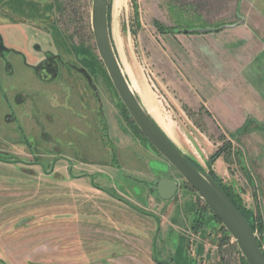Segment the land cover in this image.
Here are the masks:
<instances>
[{"label": "rangeland", "instance_id": "obj_1", "mask_svg": "<svg viewBox=\"0 0 264 264\" xmlns=\"http://www.w3.org/2000/svg\"><path fill=\"white\" fill-rule=\"evenodd\" d=\"M26 1L38 13L31 17L35 23L52 22L63 36L65 47L75 53L63 58L75 67L61 66L49 86L17 57L14 75L0 74V264H199L190 256L188 239L158 232L149 217L167 204L151 186L169 178L181 190L184 182L139 137L116 94L95 47L92 0ZM236 1L119 0L116 7L109 0L108 20L121 67L150 95L179 150L236 198L264 254V120L219 118L222 60L210 52L211 43L196 37L212 32L202 29L233 23ZM12 18L25 23L20 14ZM11 38L6 31L5 41ZM200 50L211 54L188 58L190 51ZM180 73L193 76V87L172 84ZM18 89L23 90L13 97ZM65 97L76 103L80 118L62 116ZM31 105L38 118H29ZM90 179L131 202L118 203L92 188ZM177 195L198 196L190 189ZM208 218L209 227L217 229ZM125 223L143 228L138 249ZM119 237L131 244L120 250ZM222 244L223 264H246L226 231Z\"/></svg>", "mask_w": 264, "mask_h": 264}, {"label": "flooded vegetation", "instance_id": "obj_2", "mask_svg": "<svg viewBox=\"0 0 264 264\" xmlns=\"http://www.w3.org/2000/svg\"><path fill=\"white\" fill-rule=\"evenodd\" d=\"M3 6L8 8L12 16L14 15L16 17L17 14H20L22 18L25 19V23H18L17 18H12L11 15H9L8 17L5 16L3 12L5 10V7ZM33 14L38 15L36 10L33 8V5L28 3V1L26 0H0V74L6 73L10 77H12L14 75V63L16 62L17 57L22 61L25 69L30 70L35 79L41 85L49 86L52 85L53 82L56 81L60 76L61 66L65 67V69L67 68L68 71L71 70V67L75 66L74 64L64 62L62 56L65 46L64 38L62 35L60 36V33L55 29L53 23L51 22L43 26L38 25L37 22H34L36 19L31 18ZM6 31H8L9 35L11 34L13 38V40L11 38V42L9 43L4 39V33ZM71 53L75 54L72 51ZM20 90L22 91L23 89H18L13 97H16V95L20 93ZM3 94L5 93L3 92ZM67 104L68 102L66 103L65 100V103H62V105L65 106H61L59 108L60 111H62V116L67 118V116L73 114L74 118H80L81 115L80 112L77 111L76 104H72V106ZM33 106L34 105L29 106L30 112L32 113L29 118H38L39 111L35 106ZM10 118H16L15 113L11 115ZM134 126L137 129L138 134L140 135L139 137L145 140L135 124ZM110 131V133H112L111 135H113V130L111 129ZM30 134L32 133L30 132ZM113 137L119 138L118 135H113ZM30 164L40 167L42 165V163L39 162ZM42 169L46 168H44L43 166ZM175 172L178 174L176 170ZM90 180L92 188L103 192L105 195L113 200H116L118 203L129 205L128 203L131 202L125 194L119 192V194L126 198L128 202L123 201L122 199L117 197L115 193H112L108 189L98 188V186L95 185V180ZM152 186L150 189L156 193V196L159 199L166 201L164 203H167L161 204V212L156 213V211H151L154 216H149L156 222L157 231L161 232L162 230L173 233L175 236L177 235L179 237V240L183 239V237L185 239H188V250L190 252V256L192 259L198 261L199 264H207V258L203 254L204 244L210 246L213 251V264H223L222 259L218 258V255L220 249L223 247L222 242L224 240L225 230L222 227L221 223L213 216L205 202L202 201L199 196H196L197 199H193L189 196L177 195V193L181 190L183 191V189L185 191H187V189L193 191L185 182L183 183V188L181 190L177 185L175 195L168 200L160 198V196L157 194L156 190L152 188ZM193 192L197 194L195 191ZM171 208L176 209L177 213L180 214L179 221L181 223V226L178 227V229L175 226H168L161 223V213L167 214ZM121 213L122 212H120V214ZM139 213L143 212L139 211ZM208 215L212 217L214 225L218 227L217 229H215V227H209ZM107 218H109V216ZM125 225H127L125 226V230L127 231V233L131 232V234L136 236H133L132 240L130 241L134 242V245H136L138 249L141 245H143V241L140 240L141 235L144 234L143 228L139 229L138 225H131V227H128V223H125ZM106 234L107 233H105V235ZM108 240H110L109 237ZM117 240L119 241V244L121 246L120 250L123 248V246H128L130 243L128 238L119 237ZM197 241H200L201 243L199 244L197 243ZM154 263L160 264L159 262L155 261Z\"/></svg>", "mask_w": 264, "mask_h": 264}, {"label": "water", "instance_id": "obj_3", "mask_svg": "<svg viewBox=\"0 0 264 264\" xmlns=\"http://www.w3.org/2000/svg\"><path fill=\"white\" fill-rule=\"evenodd\" d=\"M108 5L109 0H92L91 30L99 59L130 118L149 144L205 202L213 216L221 223L224 230L237 245L245 263L264 264V254L258 244L256 234L244 216L236 209L210 175L200 171L179 150L144 109L138 96L131 91L128 79L122 72V67L113 47L108 20ZM226 27L207 28L200 30V32H219ZM182 32L189 33L190 31L182 30ZM152 188L156 190L160 198L168 200L175 195L177 184L170 179L162 178Z\"/></svg>", "mask_w": 264, "mask_h": 264}, {"label": "crops", "instance_id": "obj_4", "mask_svg": "<svg viewBox=\"0 0 264 264\" xmlns=\"http://www.w3.org/2000/svg\"><path fill=\"white\" fill-rule=\"evenodd\" d=\"M236 11V20L233 23L217 25V28L227 26L226 28L219 32H210L196 37L202 44L211 43L212 50L210 52L215 54L217 59L222 60L217 80L220 86L217 97L222 106L218 110L219 118L232 116V118H240V120L256 118L258 121H263L264 0H237ZM208 51H190L191 56L188 58H204L210 53ZM63 54L72 55L65 46ZM180 76L181 78L175 74V79L172 80L174 86L179 89H182V85L193 87V76L188 77L191 74L180 73ZM65 100L66 103L68 102L67 105L76 104L74 101L70 102V99L66 97ZM229 100L232 101V105ZM179 218L180 214L173 208L167 214L161 213V223L175 226L177 229L181 226ZM197 243L201 242L197 241ZM212 252L210 246L204 244L203 254L207 258V264H213Z\"/></svg>", "mask_w": 264, "mask_h": 264}, {"label": "bare ground", "instance_id": "obj_5", "mask_svg": "<svg viewBox=\"0 0 264 264\" xmlns=\"http://www.w3.org/2000/svg\"><path fill=\"white\" fill-rule=\"evenodd\" d=\"M119 0H115V6L117 7ZM118 37V35H117ZM117 39V38H116ZM115 43V42H114ZM118 48V47H117ZM123 74L128 79V85L131 91L138 96L140 99L144 109L148 112V114L152 117V119L156 122V124L163 130V132L168 136L167 130L163 125L162 121L159 118L158 112L155 109V106L152 103L150 95L145 91V89L138 83L135 76L128 70L127 67L122 68ZM169 137V136H168ZM170 138V137H169Z\"/></svg>", "mask_w": 264, "mask_h": 264}, {"label": "trees", "instance_id": "obj_6", "mask_svg": "<svg viewBox=\"0 0 264 264\" xmlns=\"http://www.w3.org/2000/svg\"><path fill=\"white\" fill-rule=\"evenodd\" d=\"M192 162V161H191ZM192 164L194 166H196L200 171H202L197 165H195L193 162ZM210 177L217 183V185H219L221 187V189L224 191L225 195L229 198V200L232 202V204L236 207V209L244 216V218L247 220V222L249 223L251 229L254 232V227L250 224L249 220L247 219L245 213L242 211L239 202L236 201V198L233 197L226 189H224L220 183L215 179V177L212 174H209ZM260 246V245H259Z\"/></svg>", "mask_w": 264, "mask_h": 264}]
</instances>
